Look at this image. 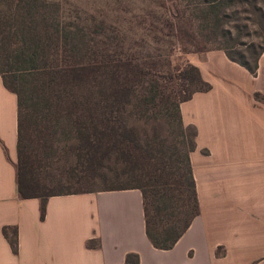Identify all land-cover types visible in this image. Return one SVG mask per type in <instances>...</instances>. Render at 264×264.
Here are the masks:
<instances>
[{
	"label": "crops",
	"instance_id": "crops-1",
	"mask_svg": "<svg viewBox=\"0 0 264 264\" xmlns=\"http://www.w3.org/2000/svg\"><path fill=\"white\" fill-rule=\"evenodd\" d=\"M194 65L209 88L179 111L195 130L198 213L165 250L146 237L138 189L53 195L43 218L41 198L20 197L17 98L0 76V264H264V49L254 73L221 49Z\"/></svg>",
	"mask_w": 264,
	"mask_h": 264
},
{
	"label": "rangeland",
	"instance_id": "rangeland-1",
	"mask_svg": "<svg viewBox=\"0 0 264 264\" xmlns=\"http://www.w3.org/2000/svg\"><path fill=\"white\" fill-rule=\"evenodd\" d=\"M22 30L38 48L50 45L49 51H36L34 69L28 61L34 50L19 53ZM263 43L264 0H0V70L39 73L45 64L54 67L56 59L111 66L114 76L130 81L132 96L140 98H133L125 125L152 147L151 165H142L131 177L112 153L97 171L104 177L84 176L78 183L66 179L67 171L80 166L71 123L62 119L54 127L37 120L28 139L36 175L63 191L141 184L150 212L167 190L159 186L166 176L160 177L156 167L168 164L169 180L183 171L182 149L190 129H184L185 123L178 126L173 107L176 102L180 107V96L203 86L189 67L216 49L251 65ZM43 56L47 61H41Z\"/></svg>",
	"mask_w": 264,
	"mask_h": 264
},
{
	"label": "trees",
	"instance_id": "trees-1",
	"mask_svg": "<svg viewBox=\"0 0 264 264\" xmlns=\"http://www.w3.org/2000/svg\"><path fill=\"white\" fill-rule=\"evenodd\" d=\"M20 31L19 35L21 47L19 53L22 55L29 50L32 51L28 61L32 63L31 69L36 68L35 55L37 50H48L50 45L39 47L34 45L31 36L26 37ZM38 44V42H37ZM264 48V43L260 45L259 53L254 57L251 65L245 59L234 58L229 53H225L227 58L246 68L251 73L255 72L256 60ZM18 57L16 61L20 59ZM53 65L45 64L38 68L39 73L29 71L0 70L4 87L16 95L17 98V155H16V181L18 194L23 198L38 197L42 200L41 216L44 217L45 201L53 195H65L71 193H84L96 189L86 188L83 190H61L49 187L43 182V178L36 175L35 166L30 159L31 152L28 148L30 138L29 129L34 121L48 122L54 127L60 120H68L71 123L73 132L79 143L77 168L67 171L66 179L76 178L80 183L84 176L87 179L93 177H104L106 174L97 171L104 166V160L110 155H116L115 163L122 165L124 174L131 177L136 169L144 165H151L149 145L143 142L138 133L130 126H126L127 117L130 113L128 107L132 105L133 97L130 89L131 83L125 77L118 79L116 70L111 66L99 61L82 63H63L58 61ZM47 61L43 56V60ZM107 68L109 70H107ZM106 71L110 76H106ZM189 73L202 83L203 86L195 91L207 90L209 85L203 82L197 67L190 66ZM29 75L30 78H26ZM190 93L180 96L179 102L186 101ZM256 98L264 100V97ZM140 102V98H137ZM37 105L36 110L33 108ZM178 102L174 104V117L178 126L182 127L183 122L180 116ZM51 126V129L54 128ZM184 129H190L188 143L182 149V174H178L176 179L169 180L167 174L168 164L165 162L156 167L155 171L160 173V177L166 176L159 181V186L166 187L167 190L161 196H165L160 206L154 207L153 211L147 204V192L143 190L141 184H122L119 186H107L100 190H120L138 189L141 192L143 205L144 231L152 247L168 249L172 247L180 234L188 227L191 219L198 213V203L196 190L193 181L191 166L189 163V152L194 148L195 130L190 125H184ZM143 143L145 145H143ZM159 151H161L159 149ZM160 158V157H159ZM160 163V162H159ZM143 165V166H142ZM106 167V165H105ZM83 168V170H82ZM85 172V174H83ZM93 172V173H91ZM91 173V174H90ZM183 178L184 183L180 180ZM60 181V179H59ZM164 214V215H162ZM156 215V217H155ZM4 233L6 229L4 228ZM9 243L16 251L15 231L8 237ZM133 256L135 263L136 255H127L126 261Z\"/></svg>",
	"mask_w": 264,
	"mask_h": 264
}]
</instances>
